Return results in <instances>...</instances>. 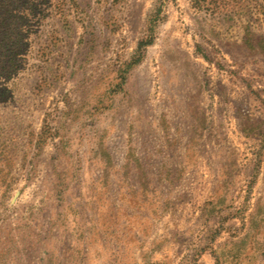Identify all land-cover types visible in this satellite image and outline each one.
Listing matches in <instances>:
<instances>
[{"label": "rangeland", "instance_id": "obj_1", "mask_svg": "<svg viewBox=\"0 0 264 264\" xmlns=\"http://www.w3.org/2000/svg\"><path fill=\"white\" fill-rule=\"evenodd\" d=\"M0 264H264V0H0Z\"/></svg>", "mask_w": 264, "mask_h": 264}]
</instances>
